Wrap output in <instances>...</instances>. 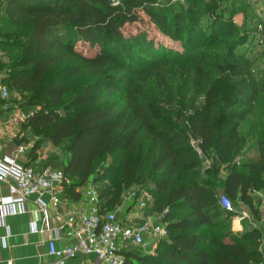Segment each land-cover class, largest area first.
<instances>
[{
    "label": "trees",
    "instance_id": "16d2710c",
    "mask_svg": "<svg viewBox=\"0 0 264 264\" xmlns=\"http://www.w3.org/2000/svg\"><path fill=\"white\" fill-rule=\"evenodd\" d=\"M260 1L262 15L246 0H0L1 83L32 113L22 142L36 138L25 165L62 171L64 200L93 185L100 213L135 190L150 194L147 213L165 211L167 236L152 252L124 249L125 264L262 262L263 231L231 230L240 205L263 221ZM252 138L257 158H243ZM44 142L59 154L37 162Z\"/></svg>",
    "mask_w": 264,
    "mask_h": 264
},
{
    "label": "built area",
    "instance_id": "2783aa9c",
    "mask_svg": "<svg viewBox=\"0 0 264 264\" xmlns=\"http://www.w3.org/2000/svg\"><path fill=\"white\" fill-rule=\"evenodd\" d=\"M2 78L0 74V219L24 212V203L33 196L36 197L37 211L45 212L44 196L58 207L62 202L60 195L64 184L68 183L60 170L34 167L19 161L30 147L22 142L20 129L32 113L11 105L10 92L1 83ZM15 139H20L21 143L15 145ZM6 144L14 147L10 156L2 155ZM3 188L7 189L6 195L2 194ZM149 200L144 191H129L114 210L100 213L99 191L93 185L86 186L82 198L84 208L65 214L62 224L48 240V255L53 261L43 264H66L79 255L93 256V264H125L121 254L124 249L130 246L142 251L151 249L167 236V230L163 222L165 211L147 213ZM220 204L226 211L233 210L230 199L224 194L220 195ZM124 209L129 221L127 226L119 218ZM244 217L242 215L241 219ZM31 230L35 231L33 223ZM63 241L67 244L63 249H57L56 244Z\"/></svg>",
    "mask_w": 264,
    "mask_h": 264
},
{
    "label": "crops",
    "instance_id": "0c3cea01",
    "mask_svg": "<svg viewBox=\"0 0 264 264\" xmlns=\"http://www.w3.org/2000/svg\"><path fill=\"white\" fill-rule=\"evenodd\" d=\"M3 146L2 155L10 156L13 154L14 147L12 145L6 144ZM25 153L24 157L19 159L23 164L27 163ZM38 161H41L40 155ZM2 194H7L6 188L2 189ZM35 199L36 197L33 196L24 203V212L21 214L0 219V264H43L47 261H53V258L48 255V240L54 236L55 229L60 227L67 212L84 208L82 200L72 202L64 199H61V205L55 207L49 197L44 196L42 200L45 202L46 208L45 212H41L37 211L38 206L34 203ZM242 215H245L243 219H241ZM126 216L125 218L119 216L124 226L129 225ZM262 220L264 222V213ZM32 223L35 224V231L31 230ZM256 223L258 222L250 219L245 206L242 209L239 207V214L232 220L231 230L234 233H242L256 227ZM65 244H67L66 241L58 242L56 247L61 250ZM155 247L156 245L152 246L149 249L150 252L154 251ZM263 248L264 239H262L260 247L262 252H264ZM93 263L94 257L85 255H79L75 259L66 262V264Z\"/></svg>",
    "mask_w": 264,
    "mask_h": 264
},
{
    "label": "rangeland",
    "instance_id": "374dc122",
    "mask_svg": "<svg viewBox=\"0 0 264 264\" xmlns=\"http://www.w3.org/2000/svg\"><path fill=\"white\" fill-rule=\"evenodd\" d=\"M246 1H248L250 3V9L254 7L253 10H257L258 13L260 15H262V13H261L262 12L261 11L262 2L260 0H246ZM262 18H264V16H262ZM234 21L238 25H241L242 22H243V14L236 15L234 17ZM136 27L138 28L137 25L128 26L125 29V33H130V32L134 33V32H136L137 31L136 30ZM149 33H150V35L155 36V38H156L157 41H159L161 43H164V45H166V46H173V47H175L178 50H182L183 49V48H180V44L179 43L171 44V42L168 41L166 37H163L156 30H153V29L150 28L149 29ZM256 41H257V38L256 39H253L252 42L251 41L249 42V45H250V43H254ZM249 45H247V46H249ZM258 47H259V49H258L257 55H255V56H257V60H258L259 66H261V65H264V53H263V50L264 49L261 48V45H258ZM77 50L81 51L84 55H93V54H95V51H96L95 48H90L89 46L83 45V44L80 45L79 43L77 44ZM14 97H15V95L13 93L12 95H10V100H12ZM15 98H17V97H15ZM263 105H264V103H263ZM253 121H254V119L252 117L251 118H248L246 120V122L244 123V129H245L244 131L251 129V126L253 124ZM28 138H29V144L28 145H32V143L34 142V140H36L35 137L33 138V137L28 136ZM40 148L41 149L38 151V153L40 155L41 160L46 159L47 156H49L51 153H53L55 155L59 154L58 149L53 148L50 144H48L46 142L42 143L41 146H40ZM257 154H258V152H257V149H256L255 139L252 138V140L249 143V146L246 148V151H245V153L243 155V158L244 157H246V158H257ZM144 192L147 194V196L149 197V199L151 201L150 194L148 192H146V191H144ZM125 193H126V191L124 192V194ZM124 194H122V195H124ZM239 207H240V209H242L243 206L240 205ZM119 214H120L119 215L120 217H124V218L127 215V213L125 212V209L122 211V213L120 212ZM256 227H258L259 229H261L263 231V236H262L263 238L262 239H264V222L262 221V222L256 223Z\"/></svg>",
    "mask_w": 264,
    "mask_h": 264
},
{
    "label": "water",
    "instance_id": "95a60500",
    "mask_svg": "<svg viewBox=\"0 0 264 264\" xmlns=\"http://www.w3.org/2000/svg\"><path fill=\"white\" fill-rule=\"evenodd\" d=\"M14 143H15V145H19L20 144V139H15Z\"/></svg>",
    "mask_w": 264,
    "mask_h": 264
}]
</instances>
